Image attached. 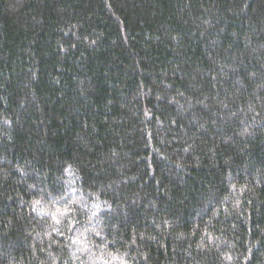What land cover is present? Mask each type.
Masks as SVG:
<instances>
[{"label": "trees", "instance_id": "obj_1", "mask_svg": "<svg viewBox=\"0 0 264 264\" xmlns=\"http://www.w3.org/2000/svg\"><path fill=\"white\" fill-rule=\"evenodd\" d=\"M0 264H264V0H0Z\"/></svg>", "mask_w": 264, "mask_h": 264}]
</instances>
